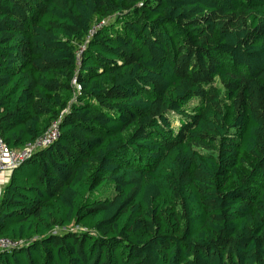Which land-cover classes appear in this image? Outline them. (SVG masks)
Wrapping results in <instances>:
<instances>
[{
    "label": "trees",
    "instance_id": "obj_1",
    "mask_svg": "<svg viewBox=\"0 0 264 264\" xmlns=\"http://www.w3.org/2000/svg\"><path fill=\"white\" fill-rule=\"evenodd\" d=\"M55 121L0 264H264V0H0V134Z\"/></svg>",
    "mask_w": 264,
    "mask_h": 264
},
{
    "label": "built area",
    "instance_id": "obj_2",
    "mask_svg": "<svg viewBox=\"0 0 264 264\" xmlns=\"http://www.w3.org/2000/svg\"><path fill=\"white\" fill-rule=\"evenodd\" d=\"M76 83V80L73 81ZM60 136L58 122H53L46 132L36 141L23 147L13 148L7 145L0 134V197L5 186L4 174L12 171L24 159H26L34 150L45 147L53 143ZM21 241L13 240L9 237L0 236V250L8 249L20 244Z\"/></svg>",
    "mask_w": 264,
    "mask_h": 264
},
{
    "label": "rangeland",
    "instance_id": "obj_3",
    "mask_svg": "<svg viewBox=\"0 0 264 264\" xmlns=\"http://www.w3.org/2000/svg\"><path fill=\"white\" fill-rule=\"evenodd\" d=\"M193 103H194V102H193ZM10 173H11L10 171L5 172V174H4L3 177H6V176H8V177L4 179V182L7 183V181H8L7 179L9 178Z\"/></svg>",
    "mask_w": 264,
    "mask_h": 264
},
{
    "label": "crops",
    "instance_id": "obj_4",
    "mask_svg": "<svg viewBox=\"0 0 264 264\" xmlns=\"http://www.w3.org/2000/svg\"><path fill=\"white\" fill-rule=\"evenodd\" d=\"M9 176H10V175H9ZM7 177H8V176L4 177V179L7 178ZM8 179H9V178H8ZM8 179H7V180H8ZM5 183H6V182H5Z\"/></svg>",
    "mask_w": 264,
    "mask_h": 264
}]
</instances>
